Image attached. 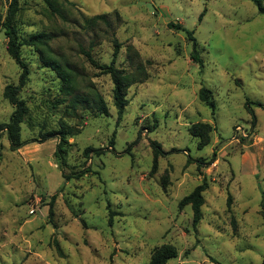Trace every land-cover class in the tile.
Wrapping results in <instances>:
<instances>
[{"label": "rangeland", "instance_id": "rangeland-1", "mask_svg": "<svg viewBox=\"0 0 264 264\" xmlns=\"http://www.w3.org/2000/svg\"><path fill=\"white\" fill-rule=\"evenodd\" d=\"M68 1L58 0L62 18L44 0H19L25 145L12 151L7 134L0 139V264H149L163 245L178 252L166 264H262L264 14L252 0ZM8 4L0 0V17ZM98 15L109 25L93 21ZM170 23L192 32L201 63ZM38 35L46 37L30 42ZM114 36L116 66L145 70L120 120L111 76L99 68L112 60ZM7 43L0 28V123L15 109L4 89L21 74ZM201 123L212 127L206 146L189 131ZM62 128L65 162L57 137L42 142ZM214 152L213 164L199 165ZM204 178L194 227L192 206L179 204Z\"/></svg>", "mask_w": 264, "mask_h": 264}, {"label": "trees", "instance_id": "trees-1", "mask_svg": "<svg viewBox=\"0 0 264 264\" xmlns=\"http://www.w3.org/2000/svg\"><path fill=\"white\" fill-rule=\"evenodd\" d=\"M64 2L73 5L68 0H63ZM258 8V11L264 14V7L259 0H252ZM8 9L6 16L4 18L0 17V28L4 29V33L8 39L7 43V51L11 58L16 62V64L21 68V74L19 78L18 85H7L4 89V98L7 99L12 105L15 106L13 113L11 114L9 121L0 123V139L3 133L7 134V138L9 141L10 149L12 151L18 150L25 145V141L22 140L21 137V125L25 119V115L27 113V108L23 100H21L18 96L21 89L24 87L28 80L29 69L27 64L23 61L21 57V42L19 41L18 32L16 29V17L20 10L19 0H8ZM48 8L53 14H56L62 18L64 15L62 13V8L58 3V0H44ZM204 13H202L203 15ZM201 15V16H202ZM106 15H98L93 18V21L101 20L105 24L109 25V22L106 19ZM169 28L176 30L186 31L188 35V39L193 41V52L191 54V59L195 62H200L201 59L198 52V44L194 39L192 32L187 31L183 28V26L179 24L170 23ZM46 37V35H38L31 38L33 44L39 43L40 39ZM36 42V43H35ZM114 51L112 55V60L109 65H100L99 68L102 69L105 73L111 76L113 81V104L117 109L118 120L122 118L124 113V109L127 106V92L128 90L138 81L144 78L145 70L142 66H139L137 74H132L126 72V70L118 68L116 66V60L119 55V51L122 47V43L114 36L113 38ZM83 54L89 59L92 64H96L95 60L92 57L90 51L83 50ZM143 76V78H142ZM199 98L201 101L207 104L212 111H214L215 106L212 102L208 89L202 87L199 91ZM86 100V99H85ZM96 108L101 114L107 113V107L105 105L104 100L98 94L96 96ZM87 101V100H86ZM212 127L209 124H196L192 126L189 131L191 135L198 137L200 139V146H206L210 142V132ZM67 132L65 128L56 131H50L42 135V142L57 137L60 141L59 147L57 150V156L65 162V155L67 154ZM113 142V139H112ZM153 148L155 150L156 155L163 153L161 150V146L157 142L152 143ZM95 152V149L92 147H88L84 150V155L86 157L91 156V154ZM191 160L188 161L190 163ZM216 161V152H214L213 156L207 161L204 162L203 159L197 160L199 165L210 166ZM207 181L204 180L200 185H198L189 195L184 197L179 206L183 208L186 205H191L193 210V226L196 227L200 220L202 219V211L201 207L204 203L203 193L208 188ZM230 198L228 197V205H230ZM53 213L52 207L50 208V214ZM262 214L264 219V202H262ZM178 256V252L175 247L171 245H163L157 249H155L151 255V259L149 264H166L169 259L176 258ZM264 264V260L263 263Z\"/></svg>", "mask_w": 264, "mask_h": 264}]
</instances>
